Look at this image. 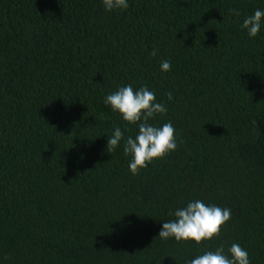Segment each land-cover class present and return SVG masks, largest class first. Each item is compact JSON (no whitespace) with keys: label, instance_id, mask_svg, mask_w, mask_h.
<instances>
[{"label":"trees","instance_id":"obj_1","mask_svg":"<svg viewBox=\"0 0 264 264\" xmlns=\"http://www.w3.org/2000/svg\"><path fill=\"white\" fill-rule=\"evenodd\" d=\"M127 2L0 0V264H190L233 243L264 264V23L242 27L264 0ZM127 85L176 130L138 175L123 140L107 152L138 134L104 103ZM197 199L231 210L219 235L160 239Z\"/></svg>","mask_w":264,"mask_h":264},{"label":"clouds","instance_id":"obj_2","mask_svg":"<svg viewBox=\"0 0 264 264\" xmlns=\"http://www.w3.org/2000/svg\"><path fill=\"white\" fill-rule=\"evenodd\" d=\"M105 11L125 10L129 7L127 0H102ZM235 11V10H232ZM239 15L238 12L235 13ZM264 10L257 9L254 14L244 18L242 27L247 30L248 36L256 37L264 23ZM151 55L155 56L153 50ZM171 62L162 61L161 70L170 71ZM168 100H172V93H167ZM104 103L114 112L120 114L129 125H136L138 134L128 136L119 127L115 128L113 135L107 140V152L116 150L121 141H124V154L131 156L128 168L133 175L146 168L156 159L164 158L177 148L175 128L168 122L157 127L150 120L157 114H165L167 108L163 103L156 102L155 93L147 87H140L134 91L131 85L119 88L118 91L106 96ZM175 219L163 222L159 238L168 240L174 238L177 242L193 241L197 246L202 241H210L218 236L222 226L231 218V210L215 205H206L201 200H194L186 206L177 208ZM190 264H250L248 252L239 244L233 243L225 255L223 246L215 251H206L190 261Z\"/></svg>","mask_w":264,"mask_h":264}]
</instances>
